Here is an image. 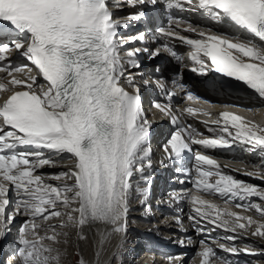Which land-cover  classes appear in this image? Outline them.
<instances>
[{"label":"snow or ice","instance_id":"6c2138e0","mask_svg":"<svg viewBox=\"0 0 264 264\" xmlns=\"http://www.w3.org/2000/svg\"><path fill=\"white\" fill-rule=\"evenodd\" d=\"M158 2L124 0L120 5L109 0H0V73L10 77L7 83L0 79V91L11 93L0 103V238L18 215L27 218L18 234L16 255L21 264H59L58 250L45 243L58 242L56 226L46 229L45 235L39 233L42 222L53 218L66 217L59 227L70 223L82 228L102 222L116 232H126L133 178L139 174L148 183L144 173L152 167V149L151 122L142 106L140 86L133 75H126L125 65L139 67L140 53H147L150 59L160 55L161 47L150 48V43L182 41L192 49L190 58L196 66L191 71L202 75L209 70L221 73L243 82L264 98V0H198L199 7L218 24L229 23L246 35L198 29L191 23L177 31L183 21L172 18L168 27L154 32L120 35L119 29L143 19L147 7ZM186 2L191 4L193 0ZM123 6L134 11L123 20L115 19L113 7ZM168 7H180L179 0H169ZM181 32L195 33L197 38ZM162 48L181 62L168 43ZM13 52L30 62L36 74L31 75L33 68L28 64H13ZM38 76L45 83H39ZM124 80L132 92L123 85ZM150 83L166 92L169 100L168 104L153 102V107L170 116L176 125L163 146L170 159L181 160L185 152L191 151L190 144L215 149L230 147L236 140L250 145V151L259 150L264 158V127L224 111L220 114L225 123L221 131L230 139L224 135L196 138L200 134L183 124L178 114L181 110L174 112L171 105L176 90L186 91L182 76L172 78L171 89L163 78L143 80L145 86ZM17 88L20 90H14ZM187 99L199 102L191 92ZM182 111L194 116L201 110L186 107ZM229 125L236 129L235 135ZM44 150H48L47 157ZM65 153L74 159L71 168L50 177L37 174L45 165L54 166L53 156L63 157ZM195 161L191 181L195 191L173 193L170 199H188L196 213L189 217L194 222L199 216L227 232L251 231L252 236L264 238V205L234 203L251 197L264 201V188L227 174L207 154L196 153ZM256 167V171L245 175L264 179V163ZM213 176L217 179L209 182ZM68 180L73 182L69 184ZM136 191L146 200L147 187L137 186ZM10 192L17 196L12 208ZM202 194L218 195L226 204L234 203L244 211L254 209L261 220L222 209ZM225 239L233 241V246L220 244L221 249L234 254L241 251L234 246L236 235ZM201 244V264H212L214 249L204 241ZM243 251L258 254L247 246Z\"/></svg>","mask_w":264,"mask_h":264},{"label":"bare ground","instance_id":"6f19581e","mask_svg":"<svg viewBox=\"0 0 264 264\" xmlns=\"http://www.w3.org/2000/svg\"><path fill=\"white\" fill-rule=\"evenodd\" d=\"M184 5L185 7L183 6V8L179 10L180 12H187L190 14L192 18H194L197 22H199V24L201 25L204 24L205 28L201 26L200 28L197 27L198 29H203V30L211 29L212 31H227L228 33H232V34L239 33V35H243L239 30L236 31L232 27L233 25H229V23L218 24L215 20L209 19L206 14H203L201 12H194L193 14L188 9L187 4ZM186 33L196 37L195 33H191V32H186ZM171 44L181 51L180 57H182L183 55L187 56L189 54V52L186 49L182 48L181 43L178 42V40L171 42ZM169 58L174 62V66L173 64L172 65L169 64L171 63V60ZM164 59L165 61L162 62V64H164L166 68L172 70L173 72H178L179 75L184 77L185 81H191L192 86H195L198 83L196 79L193 78L194 80H191L187 75V72L189 71V63L186 62L184 59L181 60V62H178L173 56H171V54L169 55V57ZM11 62L13 64H20V65L28 64L29 67L33 68V72L31 73V75L36 74V70L34 66L31 65L30 62L26 61L23 57L17 56L16 53H15V57L11 58ZM175 65L178 68H176ZM125 68H126V72H132L131 75H133L134 77H142L141 72L135 70V67H130L125 65ZM15 75H17L18 78L21 79L24 78V75L22 74H15ZM0 79H3L4 82L7 83V80L10 79V77H7L6 73H0ZM37 80L41 84L44 83L42 77L38 76ZM200 84L203 85L204 82H200ZM170 86L172 85L170 84ZM14 90H20V89L17 88ZM179 116L183 124L191 125V128L195 129L196 132L200 134L196 138H200V137L214 138L217 135H224L226 138H229L227 136V133H224L222 131H218L216 133L210 132L208 128L202 129L201 126H198L200 125L198 121L195 120L196 123L189 124L187 117H184L182 114H179ZM166 126H167L166 137L168 141L171 135L176 131V125H174L171 122V120H169ZM231 132L233 133V135H235V131L231 130ZM190 147H191V151L185 152L181 160L179 161L175 160L174 158L170 159L166 154L167 161H175V163L182 166L183 169L179 170L180 171L179 174H177L176 172H173L172 175L170 174L171 178H169L168 180L170 182L168 183L166 182L165 190H162L161 192H156L154 194H150L148 189L147 198L146 200H144V197H142L140 193L136 191V187L139 186L140 188H145L146 184L138 180L135 182L133 181V190L131 196L134 195L138 196V198L144 200V204H148L149 207L146 210L142 209V206L138 207L139 211L130 210L129 220H131L137 225H140L138 229L143 230L142 232H140V236L143 237V240L141 243H139L137 247L133 249H128L129 251L123 254V255L126 254V258L122 262V264H187V259L190 258L189 257L190 254L193 253V250L197 246V244L200 245L201 243L199 239H204L205 243L214 249L215 258H213L212 264H239V263L241 264L240 261L242 259H248L249 261L252 262V264H264V238L252 236L251 231H249L247 234H244L243 232L234 234L231 232H227L223 228H219V227L218 230L213 229L211 231L209 230L205 232L204 231L202 232L200 230L198 231L194 226H192L193 222L191 221L187 222L185 220L187 213H191L193 214V216H196V213L193 211V205L186 198L180 199L178 201H172L170 199L172 194L178 193L180 189L186 191L195 189L191 181L195 176V167H196L195 154L198 152L207 155H209L210 153L217 155H235V156L244 155L247 156L250 161L253 162L257 161L258 164L255 163L244 164L243 170H237V169L235 170L231 168L230 165L227 167L221 165V167L227 174L232 175L236 179L242 180L249 184H253L258 188H264V179L262 180V179H258V177L256 178L253 176L245 175V173L247 172L256 171L257 170L256 166H259L262 163H264V158L260 156L259 150L251 151L250 153H248L245 152L244 151L245 148L241 146H237L236 148L230 146L225 148L206 149L199 144H190ZM194 148H197L198 150L196 149L194 150ZM44 151H45V156L47 157L49 155L48 150H44ZM69 156L70 154H66V153L63 154V157L53 156L52 158L56 161L54 166L45 165L44 167L37 170V174H40L44 177H50L59 174L60 172L67 171L74 164V159L68 158ZM62 158H66V159H62ZM240 166L241 163H239V161L237 160V167ZM216 179L217 178L214 176L210 177L209 182H215ZM180 181H183V183H181ZM48 182L52 184L64 183V181H55V180H48ZM72 182L73 181L71 180L67 181V183L69 184H71ZM207 195L210 194H206L205 196H203V198L206 197ZM9 196L13 204L14 196L12 193H10ZM211 196H214L217 202L218 201L224 202V199L220 198L218 195H211ZM155 197L157 198L160 197L164 200V202L158 201L163 203L161 206H157L156 204H154V203H158L152 200ZM207 198L205 199L207 200ZM216 201H214L213 203L217 204ZM237 202L258 203L264 205V201H261L259 197H251L245 201H239V200L234 201V203ZM234 203H232L231 205L232 207H234V209L238 210L237 213H240L245 216H251L250 214H246L245 213L246 211L236 208L234 206ZM9 207L11 208V205ZM220 207L222 208V205ZM60 210L62 212L65 211L63 208H61ZM251 211L256 216V217L251 216L253 217V219L261 220L259 213L255 212L254 209H251ZM155 212H158L160 214V217L163 216L164 218H166V220L162 223H157L155 219H157L158 215L155 214ZM196 218L198 220V225L199 222L202 221V224L204 225L206 224L209 226L210 225L214 226L208 223L206 220H203L199 216H197ZM26 219H27L26 217L22 215H18L13 221V223L10 224L11 226L7 225V228L11 232L10 236L12 237H14L15 235L18 236L17 234H19V231L17 230L19 226L22 225ZM61 220L66 221V217L53 218L50 219L49 221L42 222V226L39 230L40 235H45L46 229H48L50 226H56L55 228L56 232L60 233L58 237V242L53 243L51 241L46 240L45 243L50 244L53 248L58 250L60 255L59 264H79L76 263L77 257L78 258L80 257V259L83 260L84 264H115V261L117 262L116 259L118 254L120 253V251H123L124 249V248L119 249L117 244L118 241H121L122 239L120 238L122 232H116L114 231L113 226L102 222L88 223L85 224L82 228L77 227L70 223L66 227H59V225L61 224ZM254 228L255 225H253V230ZM166 231L170 232L169 234L171 238H177L178 240L184 238L182 240L184 245L177 241H173V239L172 241H170L171 240L170 237L169 238L167 236L161 237V235H165L164 232ZM206 234L211 235V237L213 238H220L221 240L226 241V243H219V244H227L226 247L233 246V241L227 240L225 238L228 236L236 235L237 239L235 240L234 246L237 247L238 249H241V251L236 254L225 251L219 247V244H215L210 240H209L210 242L209 241L207 242L208 239L206 238H208L207 237L208 235L206 236ZM221 236L224 237L221 238ZM167 238L170 240L165 241L168 240ZM133 239L135 238L131 239V237L129 236V238H127L128 242H126L124 246L127 245L129 242H131ZM157 240H160L162 244ZM186 241L187 244L184 243ZM132 243L134 242L132 241ZM157 244L159 247L157 246ZM17 245L18 242L12 243L11 237L7 238L6 234L4 238H2L0 244V257L3 256L4 254H7L9 255V257H11L10 262L9 263L6 262L4 264H21V260L19 259V257H16V259H12L13 258L12 255H14V253L17 251ZM245 246L255 250L258 254L257 255L246 254L243 251ZM202 249L203 246L201 244V251ZM200 252L199 255L195 258L193 264H201ZM183 254L184 256L182 258L181 256ZM193 256H195V254Z\"/></svg>","mask_w":264,"mask_h":264},{"label":"rangeland","instance_id":"374dc122","mask_svg":"<svg viewBox=\"0 0 264 264\" xmlns=\"http://www.w3.org/2000/svg\"><path fill=\"white\" fill-rule=\"evenodd\" d=\"M170 59V58H169ZM171 60V59H170ZM169 63V62H168ZM170 65H172L173 64V66H174V62L171 60V63H169ZM175 67H176V65H175ZM191 191H193V190H191ZM185 192H187L186 190H179L178 191V193H180L181 195H183V193H185ZM10 193H12L13 194V196H14V199L13 200H15V201H13V204H11V208L12 207H14L15 206V202H16V200H17V196L15 195V193L14 192H10ZM203 196H205V195H203ZM208 196H206V197H204V199L205 198H207ZM162 199V198H161ZM188 200V199H187ZM207 200H209V201H212V202H214V201H216V198L213 200V198H210V197H208L207 198ZM189 201V200H188ZM162 202H164V200L162 199ZM217 202V201H216ZM217 204L219 205V206H221L222 205V208L223 209H227V210H229V211H232V212H237L238 210L237 209H234V207H232V205L231 204H226L225 202H220V201H218L217 202ZM147 209V208H146ZM145 209V210H146ZM246 214H250L251 216H254V217H256L255 215H254V213L251 211V210H248V211H246L245 212ZM155 214H157V212H155ZM189 214V215H188ZM191 213H187V215H186V217H185V220L188 222V221H191V222H193L192 223V226H194V224H195V228L197 229V228H203L204 229V232L205 231H211V229H213V228H215V226H209V225H204V224H202V221L201 222H199L200 223V226L201 227H198L199 225H198V220H197V218H196V221L194 222L193 220H191V219H189V217L190 216H193L192 214L190 215ZM242 215V214H241ZM158 216L159 217H157V219H155V221L157 222V223H162V222H164L165 220H166V218H164L163 216L162 217H160V214H158ZM243 216H245V215H243ZM143 222V221H142ZM13 223V222H12ZM11 226V225H10ZM211 227V228H209V227ZM21 227V225L19 226V228ZM213 227V228H212ZM19 228H18V230L17 231H19ZM10 229H11V227H10ZM207 229V230H206ZM198 231H199V229H197ZM203 232V231H202ZM10 230L8 231V232H6V236H7V238H9V237H11V242L13 243V242H18V236H14V237H12V236H10ZM165 233V232H164ZM170 232H167L166 231V233H165V235H161V237L162 236H170V234H169ZM18 235V234H17ZM131 236V235H130ZM207 236V235H206ZM207 237H210L209 235L207 236ZM222 237H224V236H221V238ZM4 238V237H3ZM131 239H132V237H131ZM168 239V238H167ZM171 239V240H170ZM170 239H168V241L170 240V241H172V239H173V241H177V242H179V243H181V244H183V239L184 238H182V239H177V238H171L170 237ZM207 239V238H206ZM218 240H221L220 238L218 239ZM1 241H2V238H0V244H1ZM133 242H135L134 241V239L132 240ZM132 241H131V243H132ZM199 241H204L205 242V240L204 239H199ZM207 242H208V240H207ZM5 243V242H4ZM3 243V244H4ZM185 244H187V241L186 242H184ZM221 243H226V241H224V240H221ZM133 244V243H132ZM128 245H129V243H128ZM184 245V244H183ZM199 244H197V246L194 248V250H193V253L192 254H190V258H192V259H190V258H188L187 259V264H193L194 263V260H195V258L199 255V252L201 251V243H200V245L198 246ZM225 245H227V244H225ZM241 245H244V244H241ZM126 246V245H125ZM157 246H158V244H157ZM18 245H17V249H18ZM159 247V246H158ZM198 247V248H197ZM246 247V246H245ZM7 248V247H6ZM9 248V247H8ZM248 248H250V247H248ZM125 250V248L123 249V251H120V253L118 254V256H117V262L115 261V264H122V262L125 260V258H126V254L125 255H123L125 252H126V250ZM195 252V253H194ZM16 253H17V251L14 253V255H12V259H16V257H18L17 255H16ZM195 254V256H193ZM184 255V254H183ZM182 255V256H183ZM193 256V257H192ZM123 257V258H122ZM183 258V257H182ZM10 259H11V257H9V255H7V254H4L3 256H1L0 257V264H4V263H9L10 262ZM122 259V260H121ZM80 261H81V259H80V257L78 258L77 257V259H76V263H79L80 264ZM216 261H217V259H216ZM240 262H249V263H251L252 264V262L251 261H249L248 259H242ZM240 264V263H239Z\"/></svg>","mask_w":264,"mask_h":264}]
</instances>
